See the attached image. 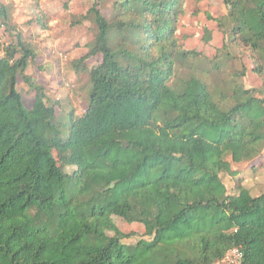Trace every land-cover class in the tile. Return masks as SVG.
Masks as SVG:
<instances>
[{
  "label": "trees",
  "instance_id": "trees-1",
  "mask_svg": "<svg viewBox=\"0 0 264 264\" xmlns=\"http://www.w3.org/2000/svg\"><path fill=\"white\" fill-rule=\"evenodd\" d=\"M222 1L211 57L180 39L185 0H114L110 19L94 0L76 24L92 18L96 33L71 61L88 101L66 121L27 74L37 47L0 4V264H214L234 248L241 264H264V190L253 195L234 167L263 153L264 96L213 78L237 47L264 77V0ZM115 216L144 235L125 244L138 233Z\"/></svg>",
  "mask_w": 264,
  "mask_h": 264
},
{
  "label": "rangeland",
  "instance_id": "rangeland-1",
  "mask_svg": "<svg viewBox=\"0 0 264 264\" xmlns=\"http://www.w3.org/2000/svg\"><path fill=\"white\" fill-rule=\"evenodd\" d=\"M0 0L10 5L14 23L17 24L24 38L34 44L38 50L35 63L27 70V74L36 76L46 86L47 94L52 102H56L57 119L66 121L69 112L74 109L77 116L86 108L89 96L88 74L74 72L71 61L85 55L90 48V41L96 33V25L92 18L76 24L78 19L88 11L94 0ZM114 0H104L100 10L108 18L112 15ZM222 0H185L184 12L179 25V36L186 47L201 50L214 56L216 49L222 45L224 33L218 26L217 17L226 14ZM43 21L45 23H43ZM207 29L211 37L205 40ZM101 56L88 60L91 66ZM222 68L213 76L220 86L229 87L230 80L242 83L247 89H253L257 96L263 97V75L255 70V64L249 51L237 47L229 57L223 60ZM211 69V65L206 66ZM187 69L181 74H186ZM18 90L22 94L27 107L34 102V92L19 76ZM67 132V130H65ZM239 170L243 185L253 195L264 190V150L252 161L235 164ZM72 167L67 168L71 172ZM222 179L229 193L236 191V179L222 174ZM117 227L125 232H137V236L124 239L125 244H134L143 236L145 228L139 222H130L115 216ZM113 234L112 231L109 232ZM146 238H150L146 236Z\"/></svg>",
  "mask_w": 264,
  "mask_h": 264
},
{
  "label": "built area",
  "instance_id": "built-area-1",
  "mask_svg": "<svg viewBox=\"0 0 264 264\" xmlns=\"http://www.w3.org/2000/svg\"><path fill=\"white\" fill-rule=\"evenodd\" d=\"M241 260H242L241 252L239 251V249L234 248L230 250L222 260L214 264H241Z\"/></svg>",
  "mask_w": 264,
  "mask_h": 264
}]
</instances>
